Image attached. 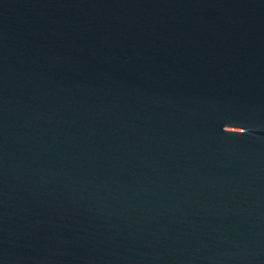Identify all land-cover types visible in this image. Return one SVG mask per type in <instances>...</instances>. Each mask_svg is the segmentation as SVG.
Wrapping results in <instances>:
<instances>
[{"label": "water", "instance_id": "1", "mask_svg": "<svg viewBox=\"0 0 264 264\" xmlns=\"http://www.w3.org/2000/svg\"><path fill=\"white\" fill-rule=\"evenodd\" d=\"M0 264H264V0H0Z\"/></svg>", "mask_w": 264, "mask_h": 264}]
</instances>
